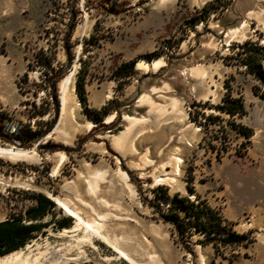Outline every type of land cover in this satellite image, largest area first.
Returning a JSON list of instances; mask_svg holds the SVG:
<instances>
[{
  "label": "rangeland",
  "instance_id": "374dc122",
  "mask_svg": "<svg viewBox=\"0 0 264 264\" xmlns=\"http://www.w3.org/2000/svg\"><path fill=\"white\" fill-rule=\"evenodd\" d=\"M46 1L41 23L31 32L18 24L11 40L0 36V55L27 52L7 80L0 71V147L37 156L35 162L0 158V221L22 216L24 223H46L16 250L70 242L57 235L72 219L54 202L37 220L25 219L24 211L34 205L30 195L63 198L64 180L87 169L105 173L101 190L119 203L122 217H132L135 244L124 250L137 264H264V85L246 72L240 55L244 42L264 46V0ZM55 14L56 19L49 18ZM243 24L242 36H225ZM156 59L163 66L154 72L134 68L139 60ZM122 63H134L132 74L116 81L111 72ZM260 65L264 75V60ZM193 67L203 71L198 80L190 74ZM71 71L64 118L69 122L73 116L78 131L65 145L54 128L61 108L58 84ZM78 81L84 105L76 92ZM164 85L168 92L161 89ZM144 94L160 111L138 101ZM171 98L177 105H170ZM234 99L243 112L230 116L225 106ZM86 108L107 109L101 125L87 117ZM125 116L143 122L114 147L112 136L128 126ZM57 153L66 160L54 175ZM172 158L180 160L177 176L171 167H162ZM118 170L127 175L132 197ZM165 173L172 183L154 182V176ZM162 188L168 203L153 193ZM175 195L212 210L224 230L178 234L169 221L174 215L187 217L172 201ZM62 218L71 222L60 229ZM231 233L245 238L233 247L224 241ZM93 243L96 247L64 248L69 261L58 264H129L100 240Z\"/></svg>",
  "mask_w": 264,
  "mask_h": 264
},
{
  "label": "bare ground",
  "instance_id": "6f19581e",
  "mask_svg": "<svg viewBox=\"0 0 264 264\" xmlns=\"http://www.w3.org/2000/svg\"><path fill=\"white\" fill-rule=\"evenodd\" d=\"M171 0H158V5H164ZM227 11V10H225ZM214 12V11H213ZM215 15V14H213ZM255 15L254 12H249L248 16ZM241 27L228 30L225 34L227 37L242 36ZM237 36V37H238ZM163 65L162 59L152 60L150 63H146L143 60H139L134 64V68L143 72L152 71L154 72L160 66ZM191 76L198 79L203 74V71L193 67L190 69ZM73 71H71L67 76L61 79L59 82V94L61 100L60 117L54 128V133L57 134L56 138L62 140L63 144H70V139L73 134H75L78 129L74 128L72 125L73 116L69 117V122H66L64 118V113L66 110V95L68 87L72 81ZM164 92L169 91L167 85L161 88ZM153 92L157 89H152ZM142 104L150 105L151 111H160V108L154 106L150 101L148 95H142L138 99ZM171 106L177 105V100L171 98ZM152 113V112H151ZM128 126L118 134L112 136V145L114 147L118 146L125 135L131 130L136 124L142 123L143 121L125 116ZM111 121V119H109ZM145 121V120H144ZM91 122H89V125ZM7 128L16 131L15 128L7 125ZM0 158L7 161H37V156L34 151L19 150L9 147H0ZM66 160L63 153H57L54 156L55 165L53 168V174H57L59 166ZM179 162L177 158H172L165 161L162 167H171L172 176H177L179 174ZM144 164V163H143ZM168 174H160L154 176L155 183H172L173 178H167ZM118 178L122 181L124 187L129 192V196H133V191L130 185L127 183V175L118 170ZM105 180L104 172H94L88 173L86 169L83 171L79 169L76 171L74 177L70 179H65L60 187L61 193L64 195L63 198L58 196L49 195L50 199L55 203L56 207L62 210V212L72 219V224L68 229L62 230L57 236L66 237L70 240L66 245L60 248H38L31 249L29 246L24 249L14 250L5 255L0 256V264H43V263H54L58 264L64 261H69V256L67 257L64 248H78L82 245L88 244L92 247L94 246L93 239H98L103 242L106 246L111 248L117 257L126 260L129 264H137L124 250V248L131 249L135 244L136 230L129 224L133 222L132 217L120 215V205L114 199H109L106 192L101 190L100 182ZM87 210L88 215L82 212V210ZM124 223V225L122 224ZM124 226V227H123ZM46 242V241H45ZM60 245V244H59ZM34 247V246H33ZM32 247V248H33ZM79 252H81L79 250ZM131 253V252H130ZM80 255V254H79ZM155 256H149L150 262L155 261Z\"/></svg>",
  "mask_w": 264,
  "mask_h": 264
},
{
  "label": "trees",
  "instance_id": "16d2710c",
  "mask_svg": "<svg viewBox=\"0 0 264 264\" xmlns=\"http://www.w3.org/2000/svg\"><path fill=\"white\" fill-rule=\"evenodd\" d=\"M206 11L207 8H205ZM71 26V25H70ZM242 59L241 64L246 68L248 74L256 77L264 85V75L262 74L261 61L264 60V46H259L251 42H244L241 47ZM134 63H122L114 67L111 72V76L114 80H126L132 74V66ZM76 92L79 100L85 104L84 90L81 85V81L76 82ZM222 109L223 107H217ZM226 112L230 116L243 112V106L240 101L234 99L229 105L225 106ZM87 117L92 119V121L101 125L103 116L107 113L106 108H102L101 111L89 110L86 108ZM104 126V125H103ZM240 132L244 137H249V132L245 128H240ZM154 195L156 198L163 199L166 203L169 201L167 195V189H159V193L154 190ZM28 199L34 202V205L29 207L24 211V218L33 221L42 218L51 209L54 207L53 201L47 198L43 194L30 195ZM172 201L175 203V206H181L185 209V216L178 217L174 215L172 222L174 227L177 229V233L184 235L186 231L188 232H200L205 233L206 236L210 235L212 232L220 233L224 230V227L221 225L220 218L207 207H202L196 205L193 202H190L188 198L173 196ZM171 208V206H170ZM168 218V216H164ZM71 222L69 218H62L58 221V228L67 227ZM46 224V223H45ZM45 224L37 223H24L22 216L12 217L10 219L0 222V256L5 255L11 251H14L20 248L23 243L30 237V235L38 231ZM245 237L239 236L235 233L230 234V238H224L225 243L230 245H239L240 242ZM211 239V238H210Z\"/></svg>",
  "mask_w": 264,
  "mask_h": 264
},
{
  "label": "crops",
  "instance_id": "0c3cea01",
  "mask_svg": "<svg viewBox=\"0 0 264 264\" xmlns=\"http://www.w3.org/2000/svg\"><path fill=\"white\" fill-rule=\"evenodd\" d=\"M46 2V0H0V16L3 19V26L0 27V36L11 40L16 33L15 27L18 24L26 28V34L31 32L37 23H41L42 12L47 6ZM57 17L58 14H55L49 18L56 19ZM28 27H31L30 30ZM27 28L29 31H27ZM25 54L27 52L20 50L19 53L0 55V71L4 73L6 80L8 79L7 73L13 72L14 65L22 66ZM11 78L12 75L9 76V79Z\"/></svg>",
  "mask_w": 264,
  "mask_h": 264
}]
</instances>
